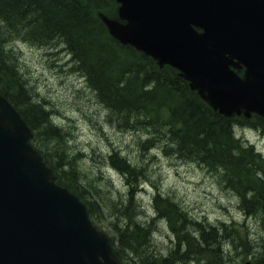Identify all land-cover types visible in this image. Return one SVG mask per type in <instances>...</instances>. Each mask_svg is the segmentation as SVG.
Masks as SVG:
<instances>
[{
  "label": "trees",
  "instance_id": "16d2710c",
  "mask_svg": "<svg viewBox=\"0 0 264 264\" xmlns=\"http://www.w3.org/2000/svg\"><path fill=\"white\" fill-rule=\"evenodd\" d=\"M109 7L108 0H0V93L33 130L32 143L54 171L56 182L79 196L94 224L101 218V208L112 209L108 218L116 221L111 222V242L122 262H223L221 243L231 236L222 228L188 218L169 196L157 193L152 198L155 220H137L141 212L135 189L143 172L115 152L108 162L125 178L127 193L112 202L108 198V204L98 193L90 199L75 156L67 150L65 132L29 87L7 47L14 40L35 46L58 43L116 123L148 138L141 144L144 149L170 150L172 156L205 168L237 197L239 209L264 227V156L236 139L232 129L239 124L264 131V121L257 116L250 120L221 116L171 69L158 68L148 57L120 45L98 16L101 11L113 16ZM156 220L168 221L174 237L172 249L164 256L152 250ZM257 252L254 264H264V251Z\"/></svg>",
  "mask_w": 264,
  "mask_h": 264
},
{
  "label": "water",
  "instance_id": "95a60500",
  "mask_svg": "<svg viewBox=\"0 0 264 264\" xmlns=\"http://www.w3.org/2000/svg\"><path fill=\"white\" fill-rule=\"evenodd\" d=\"M115 1L118 18H101L113 38L177 68L220 114L264 119V0ZM30 137L0 95V264H123Z\"/></svg>",
  "mask_w": 264,
  "mask_h": 264
},
{
  "label": "rangeland",
  "instance_id": "374dc122",
  "mask_svg": "<svg viewBox=\"0 0 264 264\" xmlns=\"http://www.w3.org/2000/svg\"><path fill=\"white\" fill-rule=\"evenodd\" d=\"M7 47L29 87L52 110L53 120L67 133V147L82 158L77 166L87 180L84 183L90 199L98 193L108 204V198L112 202L127 193L125 179L108 164V154L119 152L143 172L141 192L137 195L141 206L138 221L145 223L153 218L152 196L159 192L180 205L187 217L205 226L222 228V233L231 236L224 237V259L217 260V264H243L252 261L257 251H264L263 225L243 215L237 198L198 164L175 158L170 150L164 153L160 149H144L143 135L121 129L80 74L72 70L73 62L62 46L55 43L40 47L17 41ZM238 133L264 154L260 133ZM101 211L97 220L102 230L112 236L111 222L116 221L108 218L112 209ZM154 227L152 250L164 256L172 249V231L168 221L157 220Z\"/></svg>",
  "mask_w": 264,
  "mask_h": 264
}]
</instances>
